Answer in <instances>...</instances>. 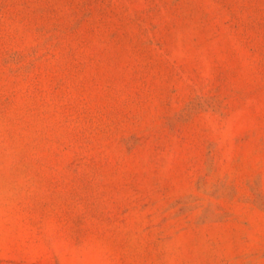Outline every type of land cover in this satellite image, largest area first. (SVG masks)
<instances>
[{
  "label": "rangeland",
  "instance_id": "374dc122",
  "mask_svg": "<svg viewBox=\"0 0 264 264\" xmlns=\"http://www.w3.org/2000/svg\"><path fill=\"white\" fill-rule=\"evenodd\" d=\"M0 264H264V0H0Z\"/></svg>",
  "mask_w": 264,
  "mask_h": 264
}]
</instances>
